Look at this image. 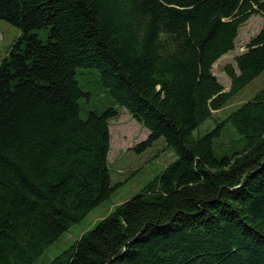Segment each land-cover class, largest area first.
<instances>
[{
  "label": "trees",
  "instance_id": "1",
  "mask_svg": "<svg viewBox=\"0 0 264 264\" xmlns=\"http://www.w3.org/2000/svg\"><path fill=\"white\" fill-rule=\"evenodd\" d=\"M257 13L264 0H0L20 31L0 63V264H36L112 198L118 108L150 131L136 153L163 137L176 160L50 264H264V88L196 133L264 73V25L230 91L213 73ZM80 69L107 104L81 102Z\"/></svg>",
  "mask_w": 264,
  "mask_h": 264
},
{
  "label": "rangeland",
  "instance_id": "2",
  "mask_svg": "<svg viewBox=\"0 0 264 264\" xmlns=\"http://www.w3.org/2000/svg\"><path fill=\"white\" fill-rule=\"evenodd\" d=\"M263 25L264 13L253 14L241 26L235 49L214 64L213 73L226 91L231 89V78L227 74V66H236V57L247 51L248 44L260 32ZM35 33L45 41L47 30H37ZM19 35L20 31L16 26L0 20V63L7 57ZM78 80L80 87L90 94L89 101L83 99L82 103L87 105L94 104L100 107L108 103L107 89L104 88L97 70L80 69L78 71ZM263 88L264 73L235 96L226 108L214 112V116L204 123L196 133L205 135L211 131L216 127L217 121L226 119L239 105L250 100ZM118 109L119 116L110 121L111 147L109 161L112 184H120V186L110 200L95 209L84 221L73 226L57 243L50 246L36 264H50L63 251L74 245L86 230L97 225L117 205L137 195L149 182L176 160L174 150L168 146L163 137L154 141L152 146L143 152L136 153L134 151L135 147L148 139L150 131L131 115L126 108ZM237 137L235 128L228 126L222 137L215 142L216 149L219 146H230L232 140H237Z\"/></svg>",
  "mask_w": 264,
  "mask_h": 264
}]
</instances>
